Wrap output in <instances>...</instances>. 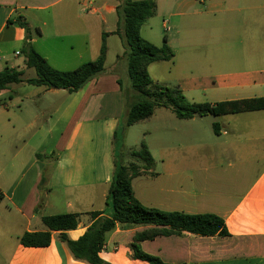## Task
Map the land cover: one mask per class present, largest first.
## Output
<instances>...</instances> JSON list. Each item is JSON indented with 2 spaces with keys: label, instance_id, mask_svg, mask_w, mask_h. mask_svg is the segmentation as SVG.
I'll list each match as a JSON object with an SVG mask.
<instances>
[{
  "label": "crops",
  "instance_id": "crops-1",
  "mask_svg": "<svg viewBox=\"0 0 264 264\" xmlns=\"http://www.w3.org/2000/svg\"><path fill=\"white\" fill-rule=\"evenodd\" d=\"M94 5V0H0V72L6 67L24 74L30 70L22 51L26 32L15 22L19 16L40 30L32 44L53 68L69 71L96 60L103 33L116 31L118 22L108 27L102 16L93 27L99 35L93 44L90 28L96 18L84 13ZM118 5L106 2L102 9L116 13ZM174 9L180 47L174 63L191 69L204 62L211 73L186 81L184 93H210L216 97L210 103L264 97V0H176ZM248 26L260 38L239 40L245 68L228 71L225 40L235 29L243 35ZM196 33L197 41L213 42L191 45ZM115 38L121 44L115 61L123 55L121 38L110 34L106 73L79 92L22 83L0 93V264H88L73 257L59 232H52L48 247H24L20 239L26 232L48 231L44 217L78 214L77 228L67 232L77 241L93 223L90 213L111 212L107 200L115 135L134 100L132 90V102L128 92L123 95L121 77L111 69ZM199 46L202 54L196 55ZM218 117L210 134L199 126L203 117L181 120L173 111L163 114L157 154L148 146L154 168L132 181L135 196L146 207L215 214L225 221L226 236L186 233L139 242L143 252L167 264H264V110ZM149 228L117 225L107 233L100 257L110 264H149L133 258L131 249L136 233Z\"/></svg>",
  "mask_w": 264,
  "mask_h": 264
},
{
  "label": "trees",
  "instance_id": "trees-1",
  "mask_svg": "<svg viewBox=\"0 0 264 264\" xmlns=\"http://www.w3.org/2000/svg\"><path fill=\"white\" fill-rule=\"evenodd\" d=\"M116 11L118 15L117 29L113 33H103L98 58L69 71L53 68L32 44L33 35H40V30L32 29L24 17L16 18V24L26 32L22 49L25 66L28 69H34L36 76L24 80L22 70L6 67L0 72V93L22 83L66 90L68 93L79 92L92 80L106 73L107 37L110 34H115L121 38L125 50L123 55L118 57L117 62L126 61L133 97L137 95L140 97L138 101L133 100L128 105L124 124L119 129V133L115 135L117 154L107 200L111 210L110 214L105 216V212L90 213L93 223L77 241L69 239L67 232L77 228L78 214L44 217L43 223L48 231L26 232L20 242L24 247H48L52 242V232L55 231L60 233L59 239L65 243L76 260L85 261L88 264H110L100 257L107 233L114 230L117 225L123 227L147 225L152 228L136 233L134 236V242L131 245L133 258L149 264H167L160 258L143 252L139 247V242L154 240L158 237L182 236L186 233L226 236L228 235L227 227L224 219L215 214L165 212L144 206L135 196L132 181L142 172L153 169L155 160L148 146L143 142L140 149L131 151L133 161L130 164L125 165L121 162L120 142L126 128L151 118L160 102L171 108L177 118L189 120L209 114L223 116L264 110V97L216 103L191 102L179 87L154 90L149 67L157 62H170L175 57V53L168 45L167 38H165L162 47H157L142 36L141 29L155 15L156 4L153 0H125L117 6ZM119 84L123 89L121 79ZM214 130L216 131V125H214ZM37 158L41 159L44 156L37 154ZM41 182L42 184L46 182L44 176ZM3 199L4 194L0 190V202Z\"/></svg>",
  "mask_w": 264,
  "mask_h": 264
},
{
  "label": "rangeland",
  "instance_id": "rangeland-1",
  "mask_svg": "<svg viewBox=\"0 0 264 264\" xmlns=\"http://www.w3.org/2000/svg\"><path fill=\"white\" fill-rule=\"evenodd\" d=\"M95 5L91 9L89 8V13L86 12V9H83V13L85 16L88 17H95L96 21L94 20L91 23V39L92 43H96L97 36L95 33V30L93 27L97 26L98 21H100V18L102 16L106 17L107 20V26H112L115 24V22H118V15L117 11L116 13H109L108 11H104L102 9V5L106 2H119L122 3L125 0H94ZM140 1V0H135ZM156 4V12L155 15L147 21V23L142 27L141 33L142 36L154 44L157 47H162L164 45L165 38L169 39L170 44L168 45L172 48L173 52L175 53V50L179 49V45H177V36L175 35V19L173 17V14L175 12L174 9V3L176 0H153ZM97 7V8H96ZM95 15L92 13L97 12ZM72 15H75L76 13L72 12ZM164 22L168 23V27H170V31H166L163 24ZM106 26V25H105ZM215 33H218L219 26H215ZM223 32V30H222ZM188 34V33H187ZM247 35V36H246ZM191 36V34H188V37ZM184 37V36H183ZM198 34L196 33L194 35V38L192 39V43L194 45L201 43V44H209L213 42L212 40H199L197 41ZM253 37L254 40L260 38L258 35V32L254 26H248L246 27L245 33L242 35L239 30L235 29L229 32V39L225 40L229 44V51L230 55L228 56V71H242L245 68V63L243 61V50L242 45L239 44V40H243V42L249 41V38ZM116 42L113 44L112 47V54L110 57V61L115 62V65L111 69H115L121 79H122V85H123V95L125 92L129 93V102H132V95L130 93V90H132L131 81L128 77L127 73V63L126 61L116 62V53L117 51L121 50V44H119L118 38H115ZM184 40V39H183ZM185 43H189V40H184ZM187 43V44H188ZM200 44V45H201ZM205 48H203L204 50ZM196 55H201V48L199 46L198 52H195ZM200 60V59H199ZM198 64H194L191 69H185L181 66L179 63L175 64L174 59L170 62H157L152 64L149 67L150 76L153 81L152 88L154 90H157L158 88H176L179 87L182 90V86L185 84L186 81H190L191 79H200L202 77H205L207 75H210L209 68H206V65L202 63L197 62ZM112 65H109L111 67ZM216 67V65H214ZM36 76V72L34 69L27 70V72L24 74L23 78H34ZM15 89H18L19 87L13 86ZM133 91V90H132ZM183 91V90H182ZM133 93V92H132ZM184 93V92H183ZM207 94V95H206ZM15 95V94H13ZM184 95L187 97V99L191 102H207L208 100H216V97H213L210 95V93H205L201 90H197L196 92L188 91L184 93ZM6 101L12 106L13 102L9 99V95L5 94ZM222 97V96H221ZM218 97V98H221ZM140 97L138 95L134 96V101H138ZM153 100V99H152ZM219 100V99H218ZM13 110H17V107H11ZM165 113H172L171 108L166 107L163 102H160L156 108L154 115L144 121H141L135 125H132L130 127H127L123 138H121L120 142V160L122 163L126 164L127 161L131 160V151L135 149H140L142 143H146L147 146H150L155 154H157L158 145L160 143V132H159V126L162 120V116ZM221 118L212 114L206 115L203 117L202 122H200L199 126L202 128L204 132H207L212 134L214 125L216 122H220ZM207 130V131H206ZM213 136V135H212ZM127 139V140H126Z\"/></svg>",
  "mask_w": 264,
  "mask_h": 264
},
{
  "label": "built area",
  "instance_id": "built-area-1",
  "mask_svg": "<svg viewBox=\"0 0 264 264\" xmlns=\"http://www.w3.org/2000/svg\"><path fill=\"white\" fill-rule=\"evenodd\" d=\"M88 3H90V2H88ZM91 6H92V3H91ZM164 28H165L166 31H170L171 30L170 27H168V23L167 22H164ZM17 54H19V53H17Z\"/></svg>",
  "mask_w": 264,
  "mask_h": 264
}]
</instances>
